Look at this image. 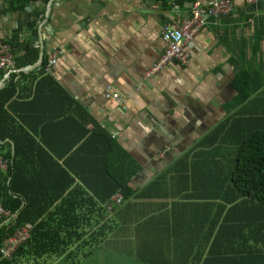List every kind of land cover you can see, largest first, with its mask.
Returning a JSON list of instances; mask_svg holds the SVG:
<instances>
[{
	"label": "crops",
	"instance_id": "crops-1",
	"mask_svg": "<svg viewBox=\"0 0 264 264\" xmlns=\"http://www.w3.org/2000/svg\"><path fill=\"white\" fill-rule=\"evenodd\" d=\"M45 1L5 12L7 1L0 0V41L11 56L14 81L20 73H30L15 67L23 46L37 50L38 57L42 54L48 61L44 73L61 91L51 89V84L35 91L66 96L62 102H44L47 113L67 108L71 98L78 111L89 115L92 125L107 130L140 167L130 180L134 193L170 167L174 174L165 175L159 189L147 192L161 196L123 200L108 215L104 234L94 237L97 227L84 228L83 241L66 253L74 252L72 258L20 259L15 264H143L154 231L166 228L172 203H179L190 189L185 169L199 151L195 144L203 140V155L223 159L231 148L222 142L208 148L211 141L240 139L253 129H264V0H230L233 10L227 18L211 22L185 43L186 66L173 62L151 77L149 70L164 48L162 29L187 21L190 1L180 5L175 0ZM33 20V26L26 29ZM240 72L251 78V95L237 104L230 82ZM34 75L38 81L40 77ZM34 85L29 90L21 83L12 99L20 102L24 99L18 96H31ZM226 123L231 125L227 133L220 130L218 134V127ZM56 137L63 151L68 146L67 132ZM2 143L12 153V142ZM58 176L59 172L50 169L46 177L52 193L63 187V180L56 183ZM173 214L186 221L195 216L185 205L173 208Z\"/></svg>",
	"mask_w": 264,
	"mask_h": 264
},
{
	"label": "trees",
	"instance_id": "trees-1",
	"mask_svg": "<svg viewBox=\"0 0 264 264\" xmlns=\"http://www.w3.org/2000/svg\"><path fill=\"white\" fill-rule=\"evenodd\" d=\"M6 1L5 12L46 2ZM184 1L190 0H175V3L180 5ZM34 20L27 22L26 29L33 26ZM8 45L13 48L11 42ZM21 52L17 69L37 61V50L24 45ZM47 63L43 58L37 73H20L16 81L14 75H9L0 89V156L9 162L7 169L0 172V207L12 215L8 221L0 219V246L23 225L32 227L28 239L15 249L9 260H1L0 264H15L20 259L35 262L46 257L72 258L74 252L66 253L83 241L84 228L90 231L97 227L94 237L104 234L108 215L112 214L105 207L112 197L120 195L123 201L131 197L150 200L161 196L147 192L159 189L163 177L174 174L170 167L134 193L130 180L140 167L107 130L92 125L89 115L78 111L71 98L67 108L47 113L44 102L55 99L62 102L66 97L46 95L44 89L35 91L38 86L49 84L51 89L59 90L44 73ZM34 74L40 77L38 81ZM2 77L1 71L0 80ZM32 82L35 85L31 96L17 95L24 99L22 103L12 99L17 89L20 91L21 83L29 89ZM250 84L251 78L245 72L234 76L230 86L235 92V103L242 104L250 98ZM230 127L226 123L218 127L217 133L221 130L225 135ZM60 132L68 135V146L63 151L56 137ZM4 140L12 142V153L2 143ZM218 142L231 148V154L227 158L223 156L224 160L203 155V140L195 144L199 151L191 156L189 168L186 165L185 169L189 171L190 189L179 203H172L166 228L154 231L157 233L150 240L143 264H264V129H253L240 139H214L208 148ZM50 169L59 172L56 183L63 180L59 192L52 193L46 185ZM178 205L191 208L194 218L186 221L172 216L173 208ZM50 221H54L52 225Z\"/></svg>",
	"mask_w": 264,
	"mask_h": 264
},
{
	"label": "built area",
	"instance_id": "built-area-1",
	"mask_svg": "<svg viewBox=\"0 0 264 264\" xmlns=\"http://www.w3.org/2000/svg\"><path fill=\"white\" fill-rule=\"evenodd\" d=\"M253 1L246 0L247 3ZM232 10L233 5L230 0H190L188 20L179 26L167 25L162 29L161 40L164 45L163 52L149 70L148 77L154 76L173 62L181 66H186L188 57L183 50L185 43L190 42L199 30L211 22L216 23L219 20L227 18ZM51 64L52 62L49 63V65ZM48 69L47 67L45 73L48 72ZM4 70L7 71V77L16 74L8 48L0 41V72ZM8 165V160L0 156V170H6ZM121 201L120 195L112 197L111 205L107 207L108 211L113 212L115 207L120 205ZM1 218H7L8 221L12 218V215H9L7 211L0 207ZM31 228L30 225L25 224L16 230L11 238L3 241L0 246V261L9 260L15 249L28 239Z\"/></svg>",
	"mask_w": 264,
	"mask_h": 264
},
{
	"label": "water",
	"instance_id": "water-1",
	"mask_svg": "<svg viewBox=\"0 0 264 264\" xmlns=\"http://www.w3.org/2000/svg\"><path fill=\"white\" fill-rule=\"evenodd\" d=\"M42 61H43V56H42V54H40L39 55V57H38V60H37V62H35L33 65H31V66H27V67H24V68H22L21 70H20V72H23V73H25V72H31V71H34V70H38V68L41 66V64H42ZM3 72V77H2V79L0 80V89H2L3 88V86H4V81H5V79L7 78V76H6V74H7V71H2Z\"/></svg>",
	"mask_w": 264,
	"mask_h": 264
}]
</instances>
